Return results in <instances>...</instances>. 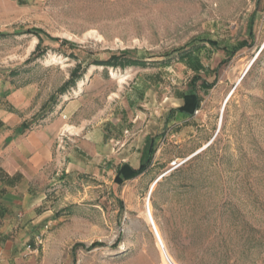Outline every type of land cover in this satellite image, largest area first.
<instances>
[{"label":"rangeland","instance_id":"374dc122","mask_svg":"<svg viewBox=\"0 0 264 264\" xmlns=\"http://www.w3.org/2000/svg\"><path fill=\"white\" fill-rule=\"evenodd\" d=\"M41 128L28 264H167L149 200L178 264H264V0H0V130Z\"/></svg>","mask_w":264,"mask_h":264},{"label":"crops","instance_id":"0c3cea01","mask_svg":"<svg viewBox=\"0 0 264 264\" xmlns=\"http://www.w3.org/2000/svg\"><path fill=\"white\" fill-rule=\"evenodd\" d=\"M54 131L41 128L11 134L0 130V264L30 263L35 249L29 250L28 245L34 246L47 227L40 218L42 191L34 185L46 177L52 146L49 135Z\"/></svg>","mask_w":264,"mask_h":264},{"label":"trees","instance_id":"16d2710c","mask_svg":"<svg viewBox=\"0 0 264 264\" xmlns=\"http://www.w3.org/2000/svg\"><path fill=\"white\" fill-rule=\"evenodd\" d=\"M29 31L31 33L36 34L41 40H43L42 33H44V31L42 29L33 28ZM46 35L48 36V34H46ZM48 37L52 40H57V38H52L51 36H48ZM63 43H68V42L63 41ZM211 43L214 46L217 45V43L214 41H211ZM128 53L129 52L126 51V52H123L119 56H112L110 59H108L106 61H102L98 64L99 65H107V66H115L117 63L121 64L123 66L125 64L126 65L127 64L128 65L140 64L139 60H137V59H127ZM187 56H191V55L187 54ZM202 67L203 66L200 63L195 66L196 75L191 80L190 90L188 92H186L185 94H183L184 103H183V105H181L180 107H178L174 111H180V112L185 113V114L193 115L195 113V111L200 107L202 99H201L200 94L198 92V85H197L198 80H202L201 85H200V87H202V88H209L211 86V84H209L207 81H205L201 78L200 70L202 69ZM79 71H80V66L76 67L75 70L72 72L71 79L68 83H74L75 82V77L78 75ZM26 125H25L23 130H26L29 127ZM151 160H152V158L150 157L146 163H144L140 166L139 169H134L128 163L123 164L122 166H120L118 168V174L116 177V182L123 183L126 178H131V177H134V176L140 174L141 172H143L144 170L147 169Z\"/></svg>","mask_w":264,"mask_h":264},{"label":"bare ground","instance_id":"6f19581e","mask_svg":"<svg viewBox=\"0 0 264 264\" xmlns=\"http://www.w3.org/2000/svg\"><path fill=\"white\" fill-rule=\"evenodd\" d=\"M70 127L68 126V129ZM145 215L147 220L150 222V224L154 227L155 229V234H156V238L158 241V244L160 246V249L164 255V258L167 262V264H178V262L174 259V257L171 255L168 246L166 244V241L164 240L161 231L159 230V227L156 223V220L154 218L153 212H152V208H151V204H150V200L147 202V206H146V211H145Z\"/></svg>","mask_w":264,"mask_h":264},{"label":"built area","instance_id":"2783aa9c","mask_svg":"<svg viewBox=\"0 0 264 264\" xmlns=\"http://www.w3.org/2000/svg\"><path fill=\"white\" fill-rule=\"evenodd\" d=\"M42 242V239H41V235H39L36 240H35V243H41ZM32 245H28V249L31 250L32 249Z\"/></svg>","mask_w":264,"mask_h":264}]
</instances>
